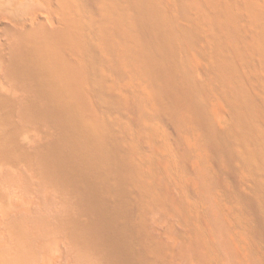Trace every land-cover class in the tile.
Segmentation results:
<instances>
[{
	"label": "bare ground",
	"instance_id": "obj_1",
	"mask_svg": "<svg viewBox=\"0 0 264 264\" xmlns=\"http://www.w3.org/2000/svg\"><path fill=\"white\" fill-rule=\"evenodd\" d=\"M122 1L159 38L122 21L98 66L71 0H21L63 97L15 52L49 123L52 221L23 235L53 227L46 264H264V0Z\"/></svg>",
	"mask_w": 264,
	"mask_h": 264
},
{
	"label": "rangeland",
	"instance_id": "obj_2",
	"mask_svg": "<svg viewBox=\"0 0 264 264\" xmlns=\"http://www.w3.org/2000/svg\"><path fill=\"white\" fill-rule=\"evenodd\" d=\"M31 4L34 2L0 0V221H4L9 239L7 244L0 242V264H17V258L21 259L19 264H46L53 251V227L27 236L23 232L28 227H20L26 223L48 225L52 221V201L49 178L39 172L49 123L39 119L32 108L31 82L15 71V52H27L47 88L62 97L60 82L51 75L38 47V35L44 31L29 19ZM71 5L77 12L71 22L75 28L85 27L90 32L98 66L103 65L101 36L117 33L122 21L132 25L143 22L159 38L156 26L146 19L139 5L131 7L122 0H71ZM99 9H103L100 14ZM70 37L75 38L72 33Z\"/></svg>",
	"mask_w": 264,
	"mask_h": 264
}]
</instances>
